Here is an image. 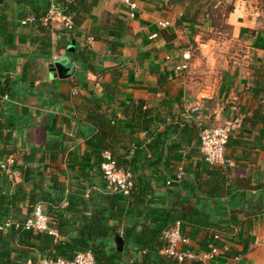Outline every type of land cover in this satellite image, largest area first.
Returning a JSON list of instances; mask_svg holds the SVG:
<instances>
[{"label":"crops","instance_id":"1","mask_svg":"<svg viewBox=\"0 0 264 264\" xmlns=\"http://www.w3.org/2000/svg\"><path fill=\"white\" fill-rule=\"evenodd\" d=\"M136 1L131 19L119 0H0V84L8 88L0 96V166L7 167L0 168V207L9 212L1 223L28 217L34 189L60 197L59 184L65 200L83 198L90 209L104 208L105 183L93 154L97 143L121 165L134 161L138 168L131 172L133 194L121 197L127 212L109 223L118 227L119 236L133 227L137 233L158 221H180L188 249L198 257L186 264H264L259 0H232L227 24L233 38L248 44L254 62L238 73L232 67L223 71L218 91L208 96L214 99L211 106L201 103L205 94L186 96V79L176 78L188 70L175 71L187 50L175 55L174 65L165 54L175 37L169 41L159 22L177 21L181 1ZM50 2L74 15L70 33L21 25L27 14H44ZM153 34L157 37L150 39ZM62 60L67 62L58 69L55 63ZM227 112L228 119L239 113L247 119L230 137L224 164L210 167L199 152L200 133L221 125ZM156 141L162 145L158 159L148 149ZM179 167L184 176L175 183ZM67 201L55 212L63 214ZM68 221L83 222L81 216ZM210 245L218 253L206 260L202 256Z\"/></svg>","mask_w":264,"mask_h":264},{"label":"trees","instance_id":"2","mask_svg":"<svg viewBox=\"0 0 264 264\" xmlns=\"http://www.w3.org/2000/svg\"><path fill=\"white\" fill-rule=\"evenodd\" d=\"M180 1L182 5H186L185 15L182 19L187 21L188 27H191L195 24L196 19L190 16V12L200 10L198 3L200 0ZM161 36L164 34L159 35L160 38ZM262 78L264 77L262 76ZM5 93H8V88L0 84V96H4ZM246 119L247 117L243 123ZM2 131L0 126V139ZM160 138L161 135L158 136V139ZM95 149L93 154L99 157V168L101 155L103 152L109 151V148L106 145L101 147L96 143ZM148 149L157 159L161 156L162 145L159 142H154ZM117 164L119 168L132 173L138 169L136 165H133L134 161L125 165H121L119 162ZM57 190L60 195L57 198H54L49 192L40 193L35 189L32 190L29 195L30 208L27 216L31 215L35 204L45 203L48 207V218L52 228L57 231L58 238L45 233L15 228L0 232V264H27L39 257L70 261L76 254L87 251L91 252L96 264H132V261L134 264H178L176 261L159 255V251L165 246L161 239V233L171 225L158 221L152 227L142 228L137 233H135L136 227L131 228L122 234L124 250L119 253L114 245V238L119 234V229L116 225L111 226L109 223L118 222L123 218L124 213L127 212L126 201L121 196L102 195L101 202L104 204V208L90 209L89 201L83 198L71 199L68 197L65 200L63 184H59ZM64 201H67L66 207H63L64 213H56L53 208L59 209ZM8 215L9 212L3 211L0 207V224L5 222L1 223V220ZM73 216H81L83 222L68 221V217ZM139 255L140 260L137 261L136 258Z\"/></svg>","mask_w":264,"mask_h":264},{"label":"built area","instance_id":"3","mask_svg":"<svg viewBox=\"0 0 264 264\" xmlns=\"http://www.w3.org/2000/svg\"><path fill=\"white\" fill-rule=\"evenodd\" d=\"M120 3L126 5L130 10V18L134 19L138 10L136 0H119ZM21 25L35 26L39 25L49 29L57 34L70 33L74 27V15L68 10V7L50 2L47 10L41 16L27 14L21 19ZM167 21L159 22V28L166 30L170 27ZM156 34L150 36V39H155ZM191 59L190 51L187 50L182 54L181 60L175 67L177 73L184 72L188 69ZM4 98H7L5 96ZM245 115L237 114L221 125L214 128L203 129L199 137V152L203 161L210 167H215L224 164V155L226 146L232 134L242 127ZM12 164V162H10ZM0 168L7 170L6 165ZM100 172L105 183L102 190L103 195H117L128 198L134 189V176L128 171L118 167L116 159L109 151H105L101 155ZM183 167H179L175 173L173 182L180 183L183 180ZM171 182L168 183L170 185ZM44 203H37L32 208V213L24 221L7 220L0 224V232L10 230L11 228L22 229L24 231H33L45 233L58 238L57 231L52 228L50 220L46 212ZM161 239L165 246L159 251V255L176 261L178 264L185 262H193L198 257L189 249L190 240L182 233V223L176 221L169 228L161 233ZM264 241V237H263ZM210 252L203 254L204 259H211L217 255L218 249L214 245L209 246ZM27 264H96L90 251L78 253L75 257L66 261L63 259L51 260L39 257L35 261H29Z\"/></svg>","mask_w":264,"mask_h":264},{"label":"rangeland","instance_id":"4","mask_svg":"<svg viewBox=\"0 0 264 264\" xmlns=\"http://www.w3.org/2000/svg\"><path fill=\"white\" fill-rule=\"evenodd\" d=\"M198 3L200 10L190 12V16L196 19L191 27H188L187 21L182 19L185 15V4L179 7L180 18L174 22L169 21L171 26L165 30L168 33L167 39L172 41L175 37V42L166 48L165 54L170 57V63L174 65V62L179 61L176 54L190 50L189 68L176 78L179 81L186 79V88L182 87L186 96L196 95L198 92L205 94L207 96H203L201 103L206 104L209 103L206 101H210L211 106L214 104V99H209L208 96L215 95L218 91L223 71L228 67H232V71L237 73L240 67L247 69L248 65L254 62V56L247 47L248 44L240 38L232 37V29L227 24L228 14L233 9L232 0H200ZM258 5L260 12L258 29L261 30L264 29V0H259ZM171 8L164 6L162 10L174 12ZM203 44L209 47L202 48ZM200 49H203L204 53ZM170 63L168 65L171 67Z\"/></svg>","mask_w":264,"mask_h":264},{"label":"water","instance_id":"5","mask_svg":"<svg viewBox=\"0 0 264 264\" xmlns=\"http://www.w3.org/2000/svg\"><path fill=\"white\" fill-rule=\"evenodd\" d=\"M73 45H74V42L71 43V46H70L69 49L67 50L68 52H70V53H73V52H74V47H73ZM66 62H67V61H65V60L57 61V62L55 63V66H56L58 69H60L61 66H63L64 63H66ZM224 116H225L226 119H228V117H229V113L227 112L226 115H224ZM114 245H115L116 250H117L119 253H122V252H123V250H124V240H123V238H122L121 236H119V235H116V236H115V238H114Z\"/></svg>","mask_w":264,"mask_h":264}]
</instances>
